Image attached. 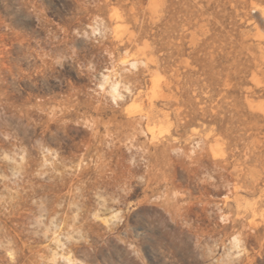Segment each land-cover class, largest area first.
Here are the masks:
<instances>
[{"label": "rangeland", "instance_id": "374dc122", "mask_svg": "<svg viewBox=\"0 0 264 264\" xmlns=\"http://www.w3.org/2000/svg\"><path fill=\"white\" fill-rule=\"evenodd\" d=\"M263 12L0 0V264H264Z\"/></svg>", "mask_w": 264, "mask_h": 264}, {"label": "bare ground", "instance_id": "6f19581e", "mask_svg": "<svg viewBox=\"0 0 264 264\" xmlns=\"http://www.w3.org/2000/svg\"><path fill=\"white\" fill-rule=\"evenodd\" d=\"M263 15H264V12H263ZM259 35V34H258ZM261 35V34H260ZM259 35V36H260ZM112 90H113V92H115V93H117V85L116 84H113L112 85Z\"/></svg>", "mask_w": 264, "mask_h": 264}]
</instances>
